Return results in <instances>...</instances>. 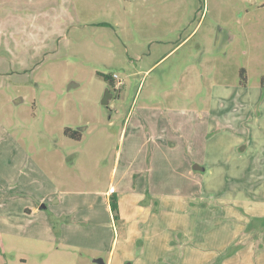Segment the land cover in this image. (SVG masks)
Returning <instances> with one entry per match:
<instances>
[{"label":"rangeland","instance_id":"374dc122","mask_svg":"<svg viewBox=\"0 0 264 264\" xmlns=\"http://www.w3.org/2000/svg\"><path fill=\"white\" fill-rule=\"evenodd\" d=\"M44 1L0 0L2 199L112 183L126 191L122 221L99 252L85 246L101 222L71 230L69 216L45 209L42 223L84 245L22 221L0 232V264H264V0H179L175 10L170 0H61L37 11ZM198 22L190 45L202 46L163 57ZM100 72L117 73L121 90ZM87 200L75 202L87 210Z\"/></svg>","mask_w":264,"mask_h":264},{"label":"crops","instance_id":"0c3cea01","mask_svg":"<svg viewBox=\"0 0 264 264\" xmlns=\"http://www.w3.org/2000/svg\"><path fill=\"white\" fill-rule=\"evenodd\" d=\"M67 5L73 4V0H65ZM140 1V0H139ZM141 1H149V0H141ZM195 2L192 3V6L196 3V0H194ZM172 5V9L175 10L181 3L179 0H170V6ZM60 5H62L61 0H46L44 2H41L40 8L37 9V11L40 12H46V9L52 7L55 9H59ZM1 6L7 7V4H3ZM13 5H10L8 7H12ZM15 7V6H13ZM195 7H192V11L193 14L190 17L191 18H195L197 12L194 14V10ZM28 10V9H27ZM108 21H101L100 23H98L99 25H102L103 27L108 26ZM118 25V24H117ZM199 22L196 25L195 28H193L191 31L189 32H185L184 30H180V35L177 39H175L172 43L171 49L169 51H167L163 57L166 56H173L176 53H178L179 51H182L184 48L188 47H192L193 50L195 48L201 47V43L195 42V44L190 45L191 41L193 40V38L195 37L196 34H194L195 30H197V28L199 27ZM157 37H153V41H159V42H163L166 43L168 41V39H164V38H157ZM202 42V41H201ZM203 44V42H202ZM114 84H116L117 79L114 78ZM115 88V87H114ZM116 91H120V88H115ZM122 136V135H121ZM25 158V160H28V156L23 154V157L21 156L20 159L23 160ZM119 164H120V160L117 157L116 159V165H115V169H114V174L116 173L117 169L119 168ZM112 182H114L112 180ZM58 185V184H57ZM59 186V185H58ZM22 186L18 185L16 188L20 191V188ZM7 187L6 186H2L0 188V190H5ZM62 188V187H59ZM57 188V186L55 185V190L52 192L53 193H47L44 194L40 197V199H38V202L33 203V202H29L27 201L26 203V199H23V202L14 199L12 202H8L5 199H2V192L0 191V232H15V233H19L21 232V230L25 228V225H21L20 223L22 221L24 222H30V223H34L37 222L38 225H41V227H44L43 225H46L47 227H44L47 231H49L50 233L47 234V238H51L54 237L55 240H58L59 242H63L65 244H70V245H77L78 244H82L84 245V243L78 242V243H74V234H75V230L73 232H64V230H61V234L60 236H58L55 231V234L53 232V229L51 230V221L46 220L44 217L45 222H41V216H43V213H45V209H49L50 211H54V215L56 216L57 219L62 220V217L65 216H69L70 221L69 222H64L61 221V224L64 223L62 225V227L65 226H70L69 223H72L70 229L72 230V228L75 229V225L77 223V220H81V221H89V222H94L100 223V229L99 230H95L94 232L91 233V238H93L91 240V242L86 245L85 247H87L90 250H95V251H99V252H105L109 246L113 243L114 246V241H112V237H113V232L116 230V228L118 227V225L116 224L114 218H113V212H112V208H111V204H110V195L111 193L115 190L118 195H119V201H120V194L121 193H125L126 191H124V189H120L118 191L117 188H115L114 185H112V183L109 185V187L106 188H102L100 190H97L95 192H89V193H84V192H80V191H73V190H68L65 188L59 189ZM59 189V190H58ZM22 194V192H21ZM77 195H85L87 197V201H85L88 204L87 210L86 208H83V205L80 204L77 206L75 199L77 197ZM22 198H25L23 195H19ZM18 197V198H21ZM16 198V197H14ZM50 199V200H49ZM56 199L55 203H53V200ZM46 203L45 204H42ZM101 203L104 205V216L103 215H98V213L100 212V207H102ZM44 205V206H43ZM71 214H73V216H71ZM83 219V220H82ZM40 220V222H39ZM103 220V222H102ZM15 222L17 225H12V223ZM66 223V224H65ZM69 224V225H68ZM103 224V225H102ZM27 225V224H26ZM97 228V227H96ZM42 228L43 233L46 232V230ZM83 232L78 230V235L82 234ZM44 236V234H43ZM73 240V242L71 241Z\"/></svg>","mask_w":264,"mask_h":264},{"label":"trees","instance_id":"16d2710c","mask_svg":"<svg viewBox=\"0 0 264 264\" xmlns=\"http://www.w3.org/2000/svg\"><path fill=\"white\" fill-rule=\"evenodd\" d=\"M101 74L111 85L114 86V74L115 73H104L100 72ZM65 134L72 137L79 139L82 136L81 130H74L72 128H66L65 129ZM110 204L113 212V218L116 222L117 225L121 223V211H120V201H119V195L118 193L114 190L111 195H110Z\"/></svg>","mask_w":264,"mask_h":264},{"label":"water","instance_id":"95a60500","mask_svg":"<svg viewBox=\"0 0 264 264\" xmlns=\"http://www.w3.org/2000/svg\"><path fill=\"white\" fill-rule=\"evenodd\" d=\"M113 96H114L113 91L111 90L110 87H107L105 92H104V95L102 96V99H101L102 104L108 106V104L110 103ZM95 261L98 264H106V262L103 258H96ZM129 264H131V263H129Z\"/></svg>","mask_w":264,"mask_h":264},{"label":"built area","instance_id":"2783aa9c","mask_svg":"<svg viewBox=\"0 0 264 264\" xmlns=\"http://www.w3.org/2000/svg\"><path fill=\"white\" fill-rule=\"evenodd\" d=\"M114 77L117 79L116 87L118 88L119 86H121L122 80L119 78L117 73L114 74Z\"/></svg>","mask_w":264,"mask_h":264},{"label":"flooded vegetation","instance_id":"af4514ba","mask_svg":"<svg viewBox=\"0 0 264 264\" xmlns=\"http://www.w3.org/2000/svg\"><path fill=\"white\" fill-rule=\"evenodd\" d=\"M244 79H246V78L244 77V78L242 79V81H243V83L245 84ZM114 87L117 88V87H116V84H114ZM118 88H120V87H118Z\"/></svg>","mask_w":264,"mask_h":264}]
</instances>
